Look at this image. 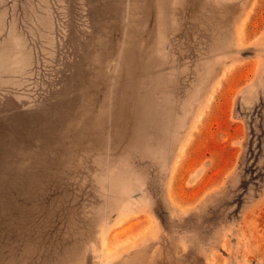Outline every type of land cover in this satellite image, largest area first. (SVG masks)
Returning a JSON list of instances; mask_svg holds the SVG:
<instances>
[{"label": "rangeland", "instance_id": "obj_1", "mask_svg": "<svg viewBox=\"0 0 264 264\" xmlns=\"http://www.w3.org/2000/svg\"><path fill=\"white\" fill-rule=\"evenodd\" d=\"M251 123L264 0H0V264H264Z\"/></svg>", "mask_w": 264, "mask_h": 264}, {"label": "trees", "instance_id": "obj_2", "mask_svg": "<svg viewBox=\"0 0 264 264\" xmlns=\"http://www.w3.org/2000/svg\"><path fill=\"white\" fill-rule=\"evenodd\" d=\"M258 127H259V132L256 131L254 123H251L250 125V138L248 140L247 150L245 154L246 164L249 162L251 158H253L252 163L245 167V171L246 172L249 171L251 174L255 173V169H256L255 163L260 157V155L264 153V129L261 124H259ZM253 176L254 177L252 178H256V176H258V178L263 177V173L256 172V175Z\"/></svg>", "mask_w": 264, "mask_h": 264}]
</instances>
